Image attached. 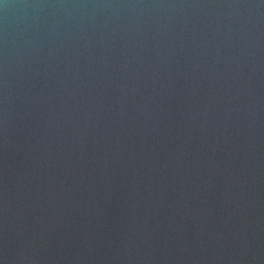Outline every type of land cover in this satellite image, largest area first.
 <instances>
[{
  "label": "water",
  "instance_id": "water-1",
  "mask_svg": "<svg viewBox=\"0 0 264 264\" xmlns=\"http://www.w3.org/2000/svg\"><path fill=\"white\" fill-rule=\"evenodd\" d=\"M0 264H264V0H0Z\"/></svg>",
  "mask_w": 264,
  "mask_h": 264
}]
</instances>
